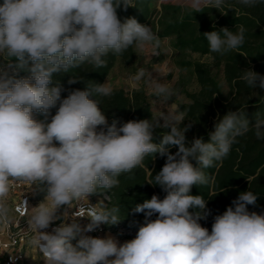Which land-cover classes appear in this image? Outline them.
Instances as JSON below:
<instances>
[{"label": "clouds", "instance_id": "obj_1", "mask_svg": "<svg viewBox=\"0 0 264 264\" xmlns=\"http://www.w3.org/2000/svg\"><path fill=\"white\" fill-rule=\"evenodd\" d=\"M239 2L254 7L264 0ZM121 5L125 10L134 7L130 0L0 3V57L8 67L14 60L16 69L28 73L17 77L0 66V225L11 222L7 197L10 180H18L34 186L33 192L46 193L35 207L24 201L30 209L27 225L34 234L30 244L42 254L44 264H264V212H250L247 207L257 202L253 192H241L232 201L234 207L216 215L210 232L199 223L210 214L206 201L189 194L194 185L207 184L204 169L226 158L238 136L254 130L257 139H264V118L257 114L250 123L229 111L215 123L210 142L200 137L186 145L185 133L191 125L181 129L172 114H161L154 121L129 120L119 127L115 120L109 124L100 101L93 98L112 95L106 83L71 90L65 98L59 85L52 86L55 73L85 64L104 68L109 54L123 55L130 47L143 49L153 42L158 46L149 26L134 17L123 22L118 18ZM224 5L225 0L187 3L194 12L215 8L226 14ZM244 32L243 26L236 32L225 27L203 35L209 51L223 55L243 45ZM149 76L141 68L133 79L139 82ZM79 79L73 77L68 83ZM241 79L264 90V75L249 69ZM153 94L167 101L173 92L156 82ZM36 113L44 119H36ZM158 128L167 131L155 143ZM172 146L178 148L175 154L170 152ZM155 154L167 159L151 184L159 185L166 195L163 199L153 195L136 206L134 211L145 219L134 239L120 244L112 236L86 234L101 225L117 224L120 219L113 211L92 209L86 225L69 216L66 209L74 201H87L99 189L113 188L121 174ZM69 219L51 232L43 231L54 221Z\"/></svg>", "mask_w": 264, "mask_h": 264}, {"label": "trees", "instance_id": "obj_2", "mask_svg": "<svg viewBox=\"0 0 264 264\" xmlns=\"http://www.w3.org/2000/svg\"><path fill=\"white\" fill-rule=\"evenodd\" d=\"M2 3V0H0ZM134 7L127 10L121 5L117 9L118 18H135L141 24L152 27L154 34L160 39H170L178 66L189 70L198 83L195 91H186L188 101L179 103L183 117L178 126L182 129L191 125L185 133L186 145L194 138L202 137L204 142H210L209 133L214 131V125L229 111H236L250 123L255 122L257 114L264 118V90L252 88L241 79L245 70H253L264 75V2L254 7L242 5L239 0H225L222 14L215 8H204L202 12H194L187 5L162 2L160 8L156 0H130ZM240 26L245 29V41L237 50H231L223 55L209 51L208 41L203 33L219 31L222 28L236 32ZM189 52L208 56L209 61L186 59ZM136 58V47H130L123 55L106 57L107 67L93 69L83 65L68 72L53 74V85H59L65 98L69 91L84 90L87 85L103 84L114 68L118 59L131 63ZM13 66L15 61L13 60ZM16 69V68H15ZM223 72L229 92L225 93L214 70ZM17 77L28 73L16 69ZM79 77L77 83L69 84V79ZM108 97L94 96L100 101V107L106 115L109 124L117 121V127L129 120L154 121L156 119L143 87L127 91L123 87L112 88ZM58 107V105H57ZM56 108L51 109L54 115ZM44 117L42 118V120ZM251 127V125H250ZM166 129L154 131L153 142L159 143ZM176 146L170 148L175 154ZM167 157L159 154L147 156L142 164L130 172L121 174L118 183L111 189H99L90 199L108 195L104 211H113L119 222L131 229H136L144 222V214L136 213L137 205L150 200L153 195L163 199L166 193L159 185H154L155 175L166 163ZM195 164V161H192ZM207 184L194 185L190 195H199L206 201V210L210 213L206 220H201V226L211 231L216 215L223 214L232 201L241 192L251 191L257 196L255 205H248V210L257 213L264 212V139H257L254 130L238 136L232 145L228 156L215 162L214 166L204 169ZM46 193L38 192V198L43 200ZM115 210V211H114ZM190 211H196L190 209ZM154 215L151 219H155ZM87 234V233H86ZM88 235V234H87ZM75 245L76 241H72Z\"/></svg>", "mask_w": 264, "mask_h": 264}, {"label": "rangeland", "instance_id": "obj_3", "mask_svg": "<svg viewBox=\"0 0 264 264\" xmlns=\"http://www.w3.org/2000/svg\"><path fill=\"white\" fill-rule=\"evenodd\" d=\"M162 2L187 5L188 0H156V4L159 8ZM150 28L152 29V27ZM152 31L154 33L153 29ZM184 57L192 61L210 60L208 56H202L201 54L195 52H189ZM179 58L180 56L174 52L171 46L170 39H160L158 46H156L155 42H153L146 44L143 49L136 48V58L131 63H125L121 59H118L104 83H106V86L111 89L115 87H123L127 91L143 87L156 118H158L161 114H172L178 121H180L183 115L179 110V103L188 101L186 91L197 90L198 83L189 70H183L178 66L177 59ZM0 66H2L4 70L9 73L11 67L7 66L6 60L2 57H0ZM141 68L146 69L148 73H151V76L137 82L133 79V76ZM214 72L218 77L224 92L228 93L229 89L224 79L223 72L218 69H215ZM156 82L164 84L172 90L173 94L167 99V101L153 94V87ZM34 115L38 120H42L43 118L42 114L36 113ZM33 187L34 186L32 185H28L24 188L25 192L30 195L29 206L31 207L37 206L42 201L38 198V192L32 191ZM15 195L16 193L14 191H9L7 204L10 209L13 206L12 198L15 197ZM89 201L99 209H103L106 204V201L102 197H96L94 199L89 198ZM64 211L65 208H62L60 214L62 215ZM29 213L30 209L28 215ZM26 219L28 220V216L25 219H22V224L14 229L15 232L25 234L23 263L44 264L42 254L37 248L30 244L34 234L29 229ZM65 222H70V220ZM80 223L85 225V223L81 220ZM8 251L9 250L5 252V255H2L3 257L0 255V264H5Z\"/></svg>", "mask_w": 264, "mask_h": 264}, {"label": "built area", "instance_id": "obj_4", "mask_svg": "<svg viewBox=\"0 0 264 264\" xmlns=\"http://www.w3.org/2000/svg\"><path fill=\"white\" fill-rule=\"evenodd\" d=\"M16 73L17 70L14 67H11L9 75H15ZM10 184V191H14L16 193L15 197L12 198L16 217L11 218V222L8 223L6 227L4 225H0V255H2L3 251L9 250L6 255L5 264H24L23 246L25 243V234L21 232H15L14 229L22 224V219H25L28 216L29 207L25 205L24 201H26L27 205L29 206L30 195L25 192L24 188L29 184L18 180H10ZM103 199L107 202L110 200V197L108 195H105ZM92 209L99 210L89 201L88 198L87 201H74L73 206L70 207V209H68L67 211L69 213V216L79 218L86 225L87 223H89L86 217ZM62 222L65 221H54L48 229H44L43 231L51 232L52 228L58 227ZM138 229L139 227L136 229H131L124 223L118 222L115 225H101L99 229H96L87 234L93 237L104 238L106 237L107 233H112L125 238L134 239L136 237Z\"/></svg>", "mask_w": 264, "mask_h": 264}, {"label": "crops", "instance_id": "obj_5", "mask_svg": "<svg viewBox=\"0 0 264 264\" xmlns=\"http://www.w3.org/2000/svg\"><path fill=\"white\" fill-rule=\"evenodd\" d=\"M72 206H73V204L71 205V207ZM99 210H103V209H99ZM10 217L11 218H15L16 217V213L14 212V206H12V208H11ZM0 229H1V226H0ZM107 236L114 237L120 244H123L124 242L129 241V240H132V239L125 238V237H122V236H119V235H116V234H112V233H107L106 237ZM4 252H6V251H3L2 255H5ZM2 255H1V257H3Z\"/></svg>", "mask_w": 264, "mask_h": 264}]
</instances>
